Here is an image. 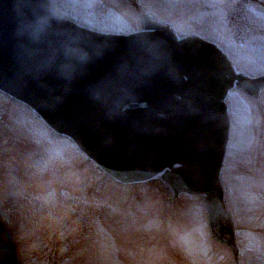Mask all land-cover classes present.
Masks as SVG:
<instances>
[{"label": "rangeland", "instance_id": "rangeland-1", "mask_svg": "<svg viewBox=\"0 0 264 264\" xmlns=\"http://www.w3.org/2000/svg\"><path fill=\"white\" fill-rule=\"evenodd\" d=\"M240 1L135 0L136 8L132 0H50L56 14L101 31L129 33L143 17L165 23L214 42L245 76L264 75V0ZM226 102L223 181L238 262L264 264V91L233 90ZM14 107L0 100V219L21 264H235L210 237L200 197L172 204L159 180L101 178L68 140Z\"/></svg>", "mask_w": 264, "mask_h": 264}, {"label": "water", "instance_id": "water-1", "mask_svg": "<svg viewBox=\"0 0 264 264\" xmlns=\"http://www.w3.org/2000/svg\"><path fill=\"white\" fill-rule=\"evenodd\" d=\"M237 75L215 47L155 29L96 33L54 17L47 0H0V89L70 135L121 182L164 172L175 196L204 194L212 235L236 248L219 171L228 123L221 99ZM168 171H165V170ZM229 248V247H228ZM0 264H17L0 227Z\"/></svg>", "mask_w": 264, "mask_h": 264}]
</instances>
